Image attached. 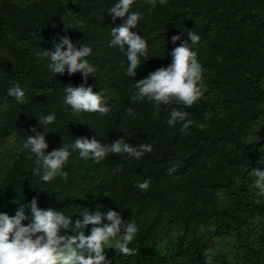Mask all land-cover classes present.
<instances>
[{
    "label": "trees",
    "instance_id": "trees-1",
    "mask_svg": "<svg viewBox=\"0 0 264 264\" xmlns=\"http://www.w3.org/2000/svg\"><path fill=\"white\" fill-rule=\"evenodd\" d=\"M114 2L0 0V212L14 215L33 197L41 208L64 209L73 221L84 209L121 211L138 225L130 244L138 252L123 256L108 245L112 264H208L209 255L211 264H264V200L256 203L246 175L248 167L264 168V0H134L131 10L141 19L131 31L149 47L136 77L124 74L127 57L109 46L111 27L123 23L108 13ZM189 30L202 37L195 48L207 87L185 110L208 126L194 123L181 132L166 118L170 107L183 105H162L156 114L151 101L130 98L134 81L170 64L172 49ZM177 34L181 39L173 43ZM62 36L92 47L96 70L85 86L104 90L108 113H74L64 104V86L85 81L79 72L55 76L47 69L42 53ZM10 82L24 89L23 103L7 95ZM48 113L55 121L40 126L38 117ZM33 127L47 135L48 151L77 137L102 143L124 137L133 145L151 143L153 150L139 160L110 153L99 163L73 151L67 175L44 182L22 148ZM117 166L122 171L115 172ZM144 179L149 187L141 190L136 185ZM206 235L216 244L208 245Z\"/></svg>",
    "mask_w": 264,
    "mask_h": 264
},
{
    "label": "clouds",
    "instance_id": "clouds-1",
    "mask_svg": "<svg viewBox=\"0 0 264 264\" xmlns=\"http://www.w3.org/2000/svg\"><path fill=\"white\" fill-rule=\"evenodd\" d=\"M166 2L167 0H159L161 5ZM149 3L154 5L156 0H149ZM133 4L134 0H115L108 8L113 21L118 17L123 18V23L111 27L109 46L119 47L127 57L124 74L129 77L137 76V69L146 61L142 64V58L149 52L147 40L131 31L141 19V13L131 10ZM186 36L187 40L181 41L172 49L170 64L158 67L146 77L134 81L135 91L130 98L132 101H151L156 114H159L162 105H183L170 107L166 118L168 126L180 124L181 132H188L194 123L201 130L208 126L204 122H194L185 110L205 97L207 87L204 83V69L195 48L202 37L195 30H189ZM180 39L179 34L171 37L173 43ZM92 52L91 46L80 44L77 47L69 37L62 36L55 43L54 50H44L42 53L49 61L47 69L55 76L65 72L69 75L81 73L85 83L64 86L63 102L74 113L106 114L110 111L104 90L93 91V86H85L88 76L96 70L89 59ZM6 91L8 96L23 103L25 91L18 82H10ZM127 111L129 114L133 112L131 108ZM211 118L212 113L206 112L205 120ZM55 119V113L38 117L40 126L53 123ZM46 136L42 130L33 127L31 134L22 140V148L27 150L29 158H34V164L38 166L33 168V174H38L44 182L67 175L64 169L73 151H78L79 157L84 160L99 163L110 153L126 154L130 159L139 160L153 150L151 143L133 145L124 137L112 143H102L95 137H77L70 143L64 142L48 151ZM259 151L264 152V147ZM176 168L177 165L173 164L167 171L172 174ZM114 171H122V167L117 166ZM246 175L249 179V191L254 193L256 203L259 204L264 200V168L248 167ZM149 183L148 179H144L137 182L136 186L146 190ZM79 214L82 219L73 221V215L66 214L64 209L39 207L36 197L26 205L20 204L14 215L0 212V264H112V260L106 257L108 245L123 256L138 252V248L130 246L139 231L135 220H125L121 211L104 207H97L94 212L84 209ZM89 225L90 231L85 234L84 229ZM70 232L75 234H69ZM171 235H176L175 230ZM208 264H211L210 255Z\"/></svg>",
    "mask_w": 264,
    "mask_h": 264
},
{
    "label": "rangeland",
    "instance_id": "rangeland-1",
    "mask_svg": "<svg viewBox=\"0 0 264 264\" xmlns=\"http://www.w3.org/2000/svg\"><path fill=\"white\" fill-rule=\"evenodd\" d=\"M205 238H206V243L208 244V245H211V244H216V242H217V239L216 240H212L211 238H209V235H206L205 236ZM230 241V240H229ZM229 241H226L225 243L229 246ZM220 244V243H219ZM222 246V245H221Z\"/></svg>",
    "mask_w": 264,
    "mask_h": 264
}]
</instances>
